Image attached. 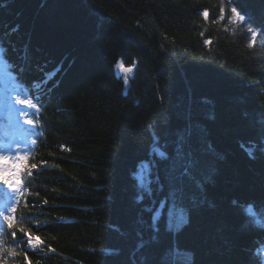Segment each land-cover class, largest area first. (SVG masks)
<instances>
[{
	"label": "trees",
	"instance_id": "1",
	"mask_svg": "<svg viewBox=\"0 0 264 264\" xmlns=\"http://www.w3.org/2000/svg\"><path fill=\"white\" fill-rule=\"evenodd\" d=\"M0 61L36 105L7 264H264V0H0Z\"/></svg>",
	"mask_w": 264,
	"mask_h": 264
},
{
	"label": "snow or ice",
	"instance_id": "2",
	"mask_svg": "<svg viewBox=\"0 0 264 264\" xmlns=\"http://www.w3.org/2000/svg\"><path fill=\"white\" fill-rule=\"evenodd\" d=\"M231 12V20H239L243 22L245 20V17L241 15V13L238 11L237 7L233 6L230 9ZM225 15V9H220V19L223 20ZM203 16L205 19L208 17V11L207 9L204 10ZM249 32L252 33L251 40L252 43H255L256 41V30L249 28ZM206 43H211V41H206ZM17 105H23L30 108H35L36 105L33 104V101L31 99H22L21 96L18 93L9 92L6 94V96L2 99H0V107L4 108L7 112H11L15 110L19 113L20 116L24 117L25 123L28 125H33L34 121L32 119L28 118V113L21 111L19 108H17ZM34 143V141H33ZM3 149V146L0 145V150ZM161 157H165L166 154L164 152H160ZM11 159V162L9 163ZM27 157L26 155H14L13 158L0 155V174L3 175L2 183L5 188H0V264H7V261L4 260V254L7 253L11 256H17V255H23L25 258H27V252L18 253L15 247H3V245L6 243V236L8 233L6 232V229H15L17 227L16 225V214H17V207L21 204L22 199L24 198L27 189L23 186L21 181V175H20V168H19V162L26 161ZM194 166V162L189 161V163L185 166L182 175L187 176L188 169ZM37 167L36 164H32L31 168L35 169ZM10 173V175H8ZM28 175H31V171H29ZM198 187H202L201 184L198 183ZM185 192L184 186L181 184L179 187L174 188L172 195L173 197L180 196L183 197V194ZM150 194V189H149ZM143 197L139 196L137 198L138 202L142 201ZM190 202L193 206L197 204V199L194 196L189 197ZM202 202V201H201ZM46 203V201H45ZM156 217L154 215V221ZM171 219V217H170ZM188 220V210L187 208L181 206L179 212L176 215V229L179 230L180 228L184 227ZM169 228H172V224H169ZM19 232L27 234L29 230L25 227H19ZM11 237H13V240L11 241L12 244H19L21 241H17L14 238L17 235L16 230L11 231L10 233ZM23 240L27 243V246L29 249L35 250L38 245L39 241L34 239L32 235H25L23 237ZM145 246V243L142 241L137 245V251L140 249H143ZM52 251H55V249H52ZM189 257V260L191 258V254H186ZM143 259V257H142Z\"/></svg>",
	"mask_w": 264,
	"mask_h": 264
},
{
	"label": "bare ground",
	"instance_id": "3",
	"mask_svg": "<svg viewBox=\"0 0 264 264\" xmlns=\"http://www.w3.org/2000/svg\"><path fill=\"white\" fill-rule=\"evenodd\" d=\"M2 61V60H1ZM127 73L130 72L128 68L123 67L121 71ZM0 73L3 75L0 76V99L4 98L7 93L13 92L18 93L22 99H30L29 91L26 87H24L21 82L16 80L10 73H7L4 70V65L0 66ZM33 102L34 100L31 99ZM21 111L28 113V118L34 120L36 117L35 111L31 110L32 108L26 107L23 105H17ZM4 108L0 107V145L3 147L8 146L11 148L8 151H0V155L7 156L13 158L12 155L15 154H26L29 152V149L26 147V142L29 141L28 139L33 138L32 133V125H28L25 123L24 117L20 116L18 112L11 111L7 112L3 110ZM16 119V120H15ZM3 137H8V141L4 143L1 141ZM25 137L24 142H21V139ZM10 144V145H9ZM154 148L151 150V154L154 152ZM11 162V159L9 163ZM161 206H164L162 203Z\"/></svg>",
	"mask_w": 264,
	"mask_h": 264
},
{
	"label": "rangeland",
	"instance_id": "4",
	"mask_svg": "<svg viewBox=\"0 0 264 264\" xmlns=\"http://www.w3.org/2000/svg\"><path fill=\"white\" fill-rule=\"evenodd\" d=\"M0 66H2V62L0 61ZM2 108V107H1ZM148 167L149 165L146 162H143L138 170L134 173L135 178L137 179V182L140 186H143L147 179L148 174ZM179 212V211H178ZM178 212H175L174 210H171L168 214V227L169 224H172V228L176 229V215ZM160 215V211L157 214L156 218ZM171 217V219H170Z\"/></svg>",
	"mask_w": 264,
	"mask_h": 264
}]
</instances>
